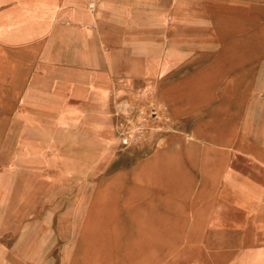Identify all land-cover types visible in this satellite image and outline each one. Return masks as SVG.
<instances>
[{"label":"crops","instance_id":"0c3cea01","mask_svg":"<svg viewBox=\"0 0 264 264\" xmlns=\"http://www.w3.org/2000/svg\"><path fill=\"white\" fill-rule=\"evenodd\" d=\"M263 2L0 0V264H264Z\"/></svg>","mask_w":264,"mask_h":264},{"label":"rangeland","instance_id":"374dc122","mask_svg":"<svg viewBox=\"0 0 264 264\" xmlns=\"http://www.w3.org/2000/svg\"><path fill=\"white\" fill-rule=\"evenodd\" d=\"M264 1V0H263ZM264 3V2H263ZM264 5V4H263ZM264 25V22H263ZM160 115L158 110L156 109V103L152 102H134L132 105H129L127 109V113L125 114V126H127L126 130L119 134V139L121 144H124L123 141L128 139V143L133 141H138L145 134L147 129L156 125V121H158ZM135 230L143 236H146L148 233L146 229V223H144L140 218H135ZM149 235L151 233L149 231ZM134 244L126 245V253L128 256H133L135 259L132 264H147L146 261V253L149 249L143 248L142 246H136L138 251L134 253V245L137 244V241L133 242ZM101 257L96 262H84L83 264H121L120 256L118 255L119 246L109 245L102 242L101 246ZM61 250V246H58L55 251V264H61L59 261V253ZM147 250V251H146ZM149 252H152L150 249ZM77 264V263H76ZM80 264V263H79Z\"/></svg>","mask_w":264,"mask_h":264},{"label":"built area","instance_id":"2783aa9c","mask_svg":"<svg viewBox=\"0 0 264 264\" xmlns=\"http://www.w3.org/2000/svg\"><path fill=\"white\" fill-rule=\"evenodd\" d=\"M92 6H94V5L92 4ZM123 143H124V144H127V143H128V139H125V140L123 141Z\"/></svg>","mask_w":264,"mask_h":264}]
</instances>
